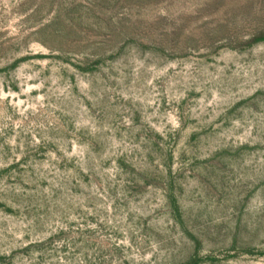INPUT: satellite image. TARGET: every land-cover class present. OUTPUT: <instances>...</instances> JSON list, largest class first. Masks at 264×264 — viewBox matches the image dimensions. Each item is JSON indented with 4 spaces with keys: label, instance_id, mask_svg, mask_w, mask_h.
Wrapping results in <instances>:
<instances>
[{
    "label": "rangeland",
    "instance_id": "374dc122",
    "mask_svg": "<svg viewBox=\"0 0 264 264\" xmlns=\"http://www.w3.org/2000/svg\"><path fill=\"white\" fill-rule=\"evenodd\" d=\"M0 264H264V0H0Z\"/></svg>",
    "mask_w": 264,
    "mask_h": 264
}]
</instances>
